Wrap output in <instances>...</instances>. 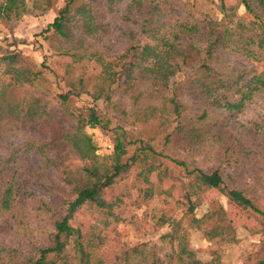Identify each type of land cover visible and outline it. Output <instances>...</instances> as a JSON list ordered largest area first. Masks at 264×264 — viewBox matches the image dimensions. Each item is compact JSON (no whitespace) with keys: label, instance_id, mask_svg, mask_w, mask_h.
Listing matches in <instances>:
<instances>
[{"label":"trees","instance_id":"1","mask_svg":"<svg viewBox=\"0 0 264 264\" xmlns=\"http://www.w3.org/2000/svg\"><path fill=\"white\" fill-rule=\"evenodd\" d=\"M179 1L64 0L43 32L54 40L50 47L56 55L70 58L61 73L67 88L54 94L67 123L63 129L41 96L26 92L12 99L5 94L11 85L33 86L41 79V70L22 52L3 50L0 67L9 81L0 92V142L7 133L38 123L54 131L55 137L36 148L44 152L60 141L73 151L80 165L74 171H61L71 194L65 213L57 216L54 207L42 203L50 214L49 228L27 250L19 245L0 246V264H131L137 257L149 258L144 257L140 245L120 243L117 226L135 224L138 215L126 213L124 208L128 204L139 208L152 199L154 172L159 181L169 177L180 183L191 223L204 228L209 237L234 240V229L222 207L200 217L193 214L197 199L206 190L221 191L229 203L257 221L259 245L242 264H264V186H260L261 195H256L248 187L236 186L232 175L218 166L202 168L175 155L177 149L189 150L209 140L219 142L225 154L240 150L244 162L258 148L264 151V140L253 148L244 140H234L230 131L232 116L264 92V0H235L232 4L203 0L204 5L214 6L216 17L204 10L199 17L190 13L183 17L182 10L192 7L185 1L180 6ZM123 2L128 12L137 11L136 27L128 30L132 43L119 53L107 54L101 44L110 34V18L121 11ZM240 6L244 7L242 14ZM32 7L44 11L47 5L40 0L31 4L27 0H0V20L7 24L30 13ZM192 31H201L202 46L181 41L185 32ZM228 47L257 64L244 82L243 77L224 75L215 66L216 50ZM113 91L128 97L129 110L113 101ZM183 92L201 96L200 113L185 116ZM83 94L90 97L91 104L70 105V97ZM99 100L116 115L98 107ZM88 127L109 135V154H96ZM19 152V148L14 149L0 166V216L14 208L18 195L2 167ZM227 179L234 186L227 187ZM81 208L91 209L95 215L86 228L72 223L73 214ZM176 239L173 264H221L215 256L208 261L198 258L184 233Z\"/></svg>","mask_w":264,"mask_h":264},{"label":"rangeland","instance_id":"2","mask_svg":"<svg viewBox=\"0 0 264 264\" xmlns=\"http://www.w3.org/2000/svg\"><path fill=\"white\" fill-rule=\"evenodd\" d=\"M179 1V0H177ZM191 7L184 8L183 17L195 14L201 10L207 11L212 16H218L214 6L204 5L203 0H181ZM29 4L32 0H27ZM42 5H47L42 11L41 7H32L31 12L24 14L18 19L5 24L0 20V56L4 49H15L22 52L34 62L41 70V79L36 80L31 87L8 86L5 94L12 99H18L26 92H33L48 101V108L54 114L55 119L65 128L62 106L54 98L57 92L65 91V81L61 78L63 64L70 61L67 56L56 55L50 47L53 39L49 33H43L45 27L57 14L64 0H40ZM189 2H192L189 3ZM235 0H226L227 4ZM121 11L110 18V34L102 42L101 46L105 53L116 54L132 43L128 36V30L136 27L134 20L137 17L135 9L126 8V2L121 4ZM239 14L244 13V7L240 6ZM48 38L45 39V36ZM184 42H192L202 46L204 36L199 32H185L182 36ZM252 62L232 47L218 48L215 53V66L224 75L233 78H242L246 81L256 67ZM9 81V76L2 74L0 67V92L4 83ZM113 101L125 105L129 110L127 96L113 91ZM181 100L187 105L185 116L200 113L203 108V99L197 94L182 93ZM72 106H87L91 99L83 94L78 97H70ZM98 107L108 114L115 116L116 112L104 101L96 102ZM227 113H220L223 117ZM120 119V118H119ZM121 120V119H120ZM122 121V120H121ZM231 134L242 143L253 148L260 145L264 140V92L254 96L241 112L235 113L231 118ZM88 133L96 144V154L107 155L112 150L109 135L98 128H87ZM55 132L43 128L41 124H30L18 131L7 133L4 141L0 142V166L3 159H7L14 149L19 148V153L11 160L4 163L3 173L10 175L17 189V198L14 208L0 216V246H21L27 250L37 241L44 229L50 226V214L41 207L46 203L54 207L57 216L65 213L66 200L71 196L69 187L63 179L62 169L76 170L79 159L73 151L60 141H55L47 146L42 152L36 147L48 141H53ZM251 147V149H252ZM249 149V150H251ZM175 155L196 165L207 168L218 166L225 173L232 175L235 185L248 187L256 195H261L260 186H264V151L259 150L247 156L246 162L240 150L228 154L224 153L219 142L206 141L189 150H175ZM154 181V196L146 204L139 208L128 204L125 212L138 215L135 224L121 223L117 226V239L127 245H140L144 257H137L131 264H173L172 252L176 249L178 240L176 237L184 233L190 247L198 258L208 261L212 256L218 257L221 264H242L257 249L261 239L260 225L250 218L246 212L236 205L229 203L226 196L217 189L204 191L197 199L198 203L193 212L197 217L203 213L222 207L226 218L234 229L233 237L219 239L204 234V228H198L190 221L191 214L187 211L185 199L182 197V186L178 181L165 177L159 181L156 173L151 175ZM225 185L232 187L234 184L229 179ZM95 218L91 209H79L73 214L72 223L75 226L86 228Z\"/></svg>","mask_w":264,"mask_h":264}]
</instances>
